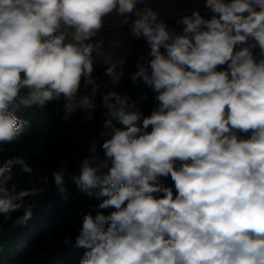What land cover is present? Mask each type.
<instances>
[{
	"label": "clouds",
	"instance_id": "9594fccd",
	"mask_svg": "<svg viewBox=\"0 0 264 264\" xmlns=\"http://www.w3.org/2000/svg\"><path fill=\"white\" fill-rule=\"evenodd\" d=\"M203 2L209 14L177 31L146 0H0V143L23 133L21 106L93 109L98 61L121 81L126 61L99 39L107 18L147 45L131 80L156 107L104 94L101 141L73 177L99 199L75 238L79 264H264V0ZM53 177L63 192L64 170ZM34 194L0 186V216Z\"/></svg>",
	"mask_w": 264,
	"mask_h": 264
},
{
	"label": "trees",
	"instance_id": "16d2710c",
	"mask_svg": "<svg viewBox=\"0 0 264 264\" xmlns=\"http://www.w3.org/2000/svg\"><path fill=\"white\" fill-rule=\"evenodd\" d=\"M176 19L165 21L179 31L181 26L176 25ZM146 53L145 42L135 40L133 51L124 59V75L117 84L105 74L107 65L95 64L93 78L99 91L93 109L78 108L67 114V119L63 100L52 101L42 108L21 106L17 110L24 131L13 142L0 143V186L9 192L26 190L35 194L26 197L25 207L13 212L10 219L0 216V264H79L85 250L76 247L75 238L83 215L94 213L99 199L89 197L73 177L79 175L82 160L91 154L92 143L95 141L99 146L101 141L107 118L104 94L116 91L129 96L130 102H135L145 115L156 107L151 89L142 81L131 80L139 58ZM25 93L26 90L21 95ZM90 93L91 86L87 89L82 86V95ZM145 96L146 99H141ZM25 165L32 168L30 174L23 170ZM60 170H64L65 176L63 192L53 177ZM166 183L171 185V179ZM29 207L31 218L17 223Z\"/></svg>",
	"mask_w": 264,
	"mask_h": 264
},
{
	"label": "rangeland",
	"instance_id": "374dc122",
	"mask_svg": "<svg viewBox=\"0 0 264 264\" xmlns=\"http://www.w3.org/2000/svg\"><path fill=\"white\" fill-rule=\"evenodd\" d=\"M146 2L158 10L160 17L164 20L190 15L193 10H199L202 15L209 14L203 12L205 10L203 0H146ZM117 24V18H107L105 27L99 34V39L103 40L105 51L111 53L114 59H125L133 51V42L137 39L132 35L127 25L118 27ZM97 63L104 64L102 60Z\"/></svg>",
	"mask_w": 264,
	"mask_h": 264
},
{
	"label": "built area",
	"instance_id": "2783aa9c",
	"mask_svg": "<svg viewBox=\"0 0 264 264\" xmlns=\"http://www.w3.org/2000/svg\"><path fill=\"white\" fill-rule=\"evenodd\" d=\"M203 12H206L207 13L208 11H207V9H205V10H203Z\"/></svg>",
	"mask_w": 264,
	"mask_h": 264
}]
</instances>
